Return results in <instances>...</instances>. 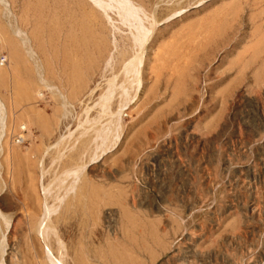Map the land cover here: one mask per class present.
Here are the masks:
<instances>
[{"label":"rangeland","instance_id":"rangeland-1","mask_svg":"<svg viewBox=\"0 0 264 264\" xmlns=\"http://www.w3.org/2000/svg\"><path fill=\"white\" fill-rule=\"evenodd\" d=\"M238 1L131 0L149 32L135 46L112 9L0 0V264H46L27 222L42 187L88 159L78 124L108 121L94 105L136 54L115 143L86 162L84 200L59 193L52 213L63 264H264V0Z\"/></svg>","mask_w":264,"mask_h":264},{"label":"bare ground","instance_id":"bare-ground-1","mask_svg":"<svg viewBox=\"0 0 264 264\" xmlns=\"http://www.w3.org/2000/svg\"><path fill=\"white\" fill-rule=\"evenodd\" d=\"M6 1V0H5ZM85 3V5L87 6V2L88 4V7L89 8H92V7H95L96 9H98L101 14H103L104 16L107 17V11L105 9V6L109 5V1L110 2H114L118 7H121L123 12H125L127 15H128V21L130 22V24H132V27L134 29V35L132 36L134 40V45L136 46H141L148 38H149V35L148 33L149 32H146L145 28L141 25V19H140V16H139V8H137L136 6L133 5V3L131 2V0H108V2H106V0H81ZM238 1V0H237ZM256 1V0H255ZM239 2V1H238ZM9 3V2H8ZM76 3H81L79 2V0H76ZM196 3V2H194ZM253 3V2H252ZM3 4V3H2ZM40 4V3H39ZM38 4V5H39ZM234 5V4H233ZM4 6V5H3ZM8 6V5H7ZM6 6V7H7ZM77 6H79V4H77ZM240 6V5H239ZM21 7V6H20ZM30 8H33V7H30ZM37 8V7H36ZM39 8V7H38ZM8 9V8H7ZM10 9V8H9ZM34 9V8H33ZM82 9V8H81ZM86 9V8H85ZM89 10V9H88ZM35 11V9H34ZM33 11V12H34ZM37 11V10H36ZM98 11V12H99ZM30 12V11H29ZM80 12V11H79ZM92 13V11H90ZM72 13V12H71ZM83 13V12H82ZM85 13V12H84ZM144 13V12H143ZM217 13V12H216ZM219 13V12H218ZM97 15V14H95ZM223 15V14H222ZM39 16V15H38ZM229 16V15H228ZM31 17V16H30ZM92 17H94L92 15ZM222 17V16H221ZM232 17V16H231ZM11 18V17H10ZM94 19V18H93ZM84 20V19H83ZM87 20V19H86ZM10 21V20H9ZM38 21V20H37ZM85 21V20H84ZM233 21V20H232ZM231 22V21H230ZM54 23V22H53ZM87 23V22H86ZM16 24V23H15ZM82 24V23H81ZM11 26V25H10ZM206 27V26H205ZM88 28V26H87ZM91 30V29H90ZM150 30V29H149ZM14 33L16 34H19L20 31L18 28H14ZM18 38V37H17ZM21 40H23V36L21 38H19ZM24 42L23 43H27V38L26 36H24ZM28 44V43H27ZM29 50V49H28ZM27 51V50H26ZM139 61H140V57L138 56V54H136L135 57H133V59L129 60L126 64H124V68L122 69V72L123 74L121 75L120 73V79L117 78L116 76H112L107 82H106V87L104 88V92L103 94L100 96L101 99L98 103H96L94 105V107H101V116L105 115L104 113L107 114V118H108V121H105V122H102V117H99V118H93V119H90V120H86L84 122H79L78 124V128L80 127V131L78 133V136H83V135H87L86 137L83 136V140H86L87 141V145L91 142H94L95 145L94 147L91 149V153H89V156L88 155V152L89 150L86 151V161H82V159H80L79 161V157H76L78 158L76 164H75V161H74V164L72 165L70 162L68 166H65V169H62V172L60 175L58 176H52L53 179L51 180V182H48L47 184H45L43 187H42V195H43V202L40 201V198H39V201L42 202V204H40L38 207H35V210L37 209V213L35 214V216L33 217L32 220L28 221L27 224L28 227L27 228V232L26 235L27 237H30V238H33V236L36 237V239H42L43 241V244L42 245V253L41 254H46V261H44V263H50V264H63V257L62 255L65 253L64 252V248L62 245H60V242H59V232L57 230V227H59V225H57L61 220L59 217H61V212L59 213H56V215H52V213H55L57 211V208L58 206H60L61 204L63 205V203L65 202V199L64 200H60V196H59V193L60 195L63 194L62 197L66 196L68 197L69 196V200H73V198H75L74 200H76L77 202H79V199L77 200L76 199V194L80 197H85L84 194H82V191L79 192V187H75L76 182L79 180L80 178V174L82 172V170L84 169V166L86 165V162H89L91 160H95L97 158V150L99 149L100 152H104L106 149L109 148L108 144L110 143V141H113L114 142V138H116V134L118 133V119H119V115L121 113V110L124 109L126 106L129 107L130 105V101L132 99V97L129 98V90L131 89V84L132 83H136L137 81V78H138V73H139ZM76 69V68H75ZM118 80H121L120 83H118ZM1 83V82H0ZM134 86V85H133ZM137 87V86H136ZM139 87V86H138ZM138 87L136 88V90L138 89ZM135 90V89H134ZM114 95H118L117 97H119V101L117 102V106L115 107V109L113 110L114 112H112L111 109V98L112 96ZM134 96L136 95V93H133ZM64 103H65V100H64ZM67 112V111H66ZM104 112V113H103ZM63 116V115H62ZM98 120H100L101 122H98ZM4 122V116H3V109L0 105V138H1V135L3 134V125ZM23 129L24 126L23 125H20V129ZM72 134L69 132L68 135L62 137L59 141H57L56 144H58L60 141L62 142L63 140L69 138ZM114 135V136H113ZM80 136H79V141H81L82 139H80ZM73 139V137H71ZM77 138H75L77 140ZM82 138V137H81ZM86 138V139H85ZM113 138V139H112ZM74 139V140H75ZM81 141V145L83 147L86 148L87 145L84 146V144L86 143V141ZM66 141V142H65ZM64 142L65 143H68V139L65 140ZM71 141V140H70ZM69 141V143H70ZM77 141L79 144L80 142ZM74 142V141H73ZM85 142V143H83ZM115 143V142H114ZM74 144V143H73ZM73 144H71V146L69 145V147H72ZM60 145V144H59ZM80 145V144H79ZM110 145V144H109ZM113 145V144H112ZM74 146H76L74 144ZM67 147V148H69ZM77 147V146H76ZM80 146V148H83ZM74 148V147H73ZM80 148H78V151H80ZM76 149V148H75ZM73 150V149H71ZM84 149H82L83 151ZM67 151V150H66ZM69 151V150H68ZM75 151V150H74ZM85 151V150H84ZM67 153V152H66ZM80 153L83 155L84 153H82L80 151ZM77 154V153H76ZM61 155V153H58L56 155V157H59ZM77 156H80L79 154ZM55 157V158H56ZM83 157V156H82ZM80 157V158H82ZM53 158V157H52ZM55 158H53L52 160H55ZM61 158V157H60ZM58 159V158H56ZM74 160V159H73ZM88 160V161H87ZM69 161V159H68ZM72 161V160H71ZM57 162V161H56ZM67 163V161H66ZM25 165V164H23ZM62 166V165H61ZM26 168V167H25ZM24 168V169H25ZM54 174V172H53ZM50 181V180H49ZM30 187V186H29ZM28 187V188H29ZM34 187V186H33ZM37 189V188H36ZM31 190V189H30ZM100 190V189H99ZM32 191V190H31ZM35 192V190H33ZM51 191H54L53 193H55V196H54V201L56 202H53L54 205H49L47 204V200L51 194ZM79 192V194H78ZM36 193V192H35ZM24 194V193H23ZM34 193H32L33 195ZM29 197L30 194L28 193ZM35 196V194H34ZM28 197V196H27ZM28 200L31 199V198H27ZM66 200L65 203H68V201ZM84 200V198H83ZM32 201V199H31ZM34 201V200H33ZM38 201V199H37ZM37 201H35L36 203H38ZM82 201V200H81ZM35 202H33L35 204ZM39 202V203H40ZM76 202V204H77ZM29 203L31 204L32 206V202L29 201ZM73 204V202H71ZM29 204V205H30ZM75 204V203H74ZM61 205V206H62ZM67 205V204H65ZM62 206V207H65ZM83 205V204H82ZM30 206V207H31ZM60 206V207H61ZM71 206L70 203L67 207ZM78 206V205H77ZM77 206H74L75 208ZM84 206V205H83ZM81 206V208L83 207ZM2 207V206H1ZM34 207V206H32ZM31 207V208H32ZM3 208V207H2ZM34 209V208H32ZM84 209V210H83ZM89 209V208H87ZM65 210H70V208H65ZM64 210V211H65ZM34 211V210H33ZM66 211V212H67ZM76 211V210H75ZM82 211H86V207L85 208H82ZM89 211V210H88ZM71 212V211H70ZM73 212V211H72ZM71 212V213H72ZM81 212V211H80ZM70 213V214H71ZM33 214V213H32ZM60 214V215H58ZM85 214V213H84ZM84 214L81 212V216L84 217ZM88 214V213H87ZM87 214H85L87 216ZM31 215V214H30ZM69 215V214H66V216ZM85 216V217H86ZM70 217V215H69ZM89 217V216H88ZM87 217V218H88ZM87 220V219H86ZM8 221V220H7ZM14 221V220H13ZM62 222V221H61ZM64 222V221H63ZM65 223V222H64ZM83 223H85L83 221ZM11 224H14V223H11ZM86 224V223H85ZM123 224V223H122ZM8 226V225H7ZM13 225H11L12 227ZM21 226V222L19 221V225L18 224H14L13 226V230L14 232H16L18 230V227ZM10 227V228H11ZM12 231V228L10 229ZM22 230V229H21ZM20 230V231H21ZM23 231V230H22ZM123 231V230H122ZM35 235H34V234ZM126 233V232H125ZM33 236H32V235ZM127 235V234H126ZM83 238L84 236L81 235ZM39 237V238H38ZM34 239V238H33ZM108 240V239H107ZM2 241V240H1ZM0 241V243H2ZM29 242V241H28ZM35 242H37V240H35ZM34 242V243H35ZM41 245H39V242H38V246L41 247ZM29 246H30V243H29ZM36 246V245H35ZM35 246H34V249H35ZM36 246V247H38ZM138 246V245H137ZM107 247V246H106ZM109 247V246H108ZM32 249V246L29 247ZM122 248V247H121ZM124 248V247H123ZM135 248V247H134ZM30 249V251H31ZM74 249H77L79 251H81L82 253H88L87 251L90 250V247H88L86 244L82 243L78 246H74ZM92 249V248H91ZM126 249V248H125ZM124 249V250H125ZM3 250V249H2ZM36 250V249H35ZM38 250V249H37ZM67 250V249H66ZM38 253V251H36ZM40 252V251H39ZM1 253V252H0ZM3 254V252H2ZM35 254V253H34ZM87 255V254H86ZM35 257V256H34ZM45 257V255H44ZM72 257V256H71ZM36 258V257H35ZM44 259V260H45ZM85 260V257L84 259ZM38 261V260H37ZM42 262V261H41ZM86 263V260L84 261ZM84 262L82 264H84ZM76 263V262H75ZM36 264V263H35ZM43 264V263H42ZM88 264V263H87ZM90 264V263H89Z\"/></svg>","mask_w":264,"mask_h":264},{"label":"water","instance_id":"water-1","mask_svg":"<svg viewBox=\"0 0 264 264\" xmlns=\"http://www.w3.org/2000/svg\"><path fill=\"white\" fill-rule=\"evenodd\" d=\"M105 9L106 11L112 9L121 24L132 27V24H130L128 21V15L123 12L122 8L118 7L114 2H110V5L105 6Z\"/></svg>","mask_w":264,"mask_h":264}]
</instances>
